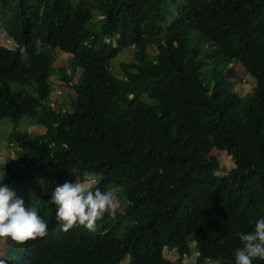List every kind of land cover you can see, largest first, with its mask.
Wrapping results in <instances>:
<instances>
[{
    "label": "trees",
    "instance_id": "16d2710c",
    "mask_svg": "<svg viewBox=\"0 0 264 264\" xmlns=\"http://www.w3.org/2000/svg\"><path fill=\"white\" fill-rule=\"evenodd\" d=\"M1 28L15 46L0 44V118L32 117L45 130L11 132L24 167L6 163L0 182L37 209L47 234L13 241L23 256L0 260L176 264L164 248L178 262L194 242L196 264H233L238 233L264 216V0H0ZM127 47L133 58L114 75L110 61ZM56 49L70 55V74L57 69L75 91L70 111L49 104ZM216 57L254 78L250 97L218 81L215 68L216 82L205 83L202 68ZM11 81L34 89L13 91ZM216 140L234 162L223 174L210 156ZM86 176L90 190L116 186L125 208L106 211L97 234L61 231L39 179Z\"/></svg>",
    "mask_w": 264,
    "mask_h": 264
},
{
    "label": "rangeland",
    "instance_id": "374dc122",
    "mask_svg": "<svg viewBox=\"0 0 264 264\" xmlns=\"http://www.w3.org/2000/svg\"><path fill=\"white\" fill-rule=\"evenodd\" d=\"M90 3H95L96 0H88ZM72 4H75L78 2V0H70ZM91 11L95 14L96 10L91 9ZM102 16L98 13L95 15L92 22L89 23V27L96 29L99 26V19H101ZM98 24V25H97ZM4 30L0 29V43L4 44L8 47H14L15 43L12 40L6 39L4 35ZM192 37H195V33H191ZM105 40H107L105 38ZM48 47L47 50L48 51ZM55 54V61H54V70L55 72L50 75L51 78V92L49 96L50 100V106L55 111H65V110H71V103L73 100V97L75 96V91L73 88H71L70 84H63L61 80L57 78V69L58 68H64L67 72V74H70L69 67H68V59L70 55L66 52H62L60 50H54ZM134 50L132 48H123L121 49L118 54L110 61V70L114 75H120L121 74V68L120 64L124 61H129L133 58ZM22 58L24 60H28V55L25 51H22ZM204 59V58H203ZM209 63H206L202 68V73L204 76L205 83L211 87L216 80L212 78V71L215 68L216 70H219L218 74V81L222 82L223 84H231L233 90L241 97L248 95V97L251 96L253 92V87L255 85V80L252 76L247 74L243 67L237 63L233 62L230 64H223V59L216 57L214 61H211V59L206 60ZM211 61V62H210ZM233 69V75L229 76L224 73V69ZM81 73V69L76 70L75 77L73 78V83L76 80V77ZM10 89L15 91L19 88L23 89H29L33 88L34 85L32 84L31 87H28L27 84L20 85L19 83L15 81H11ZM145 102L147 103H153L155 102L154 99L149 98L147 95H144L141 97ZM13 130L16 131H27L31 133V135H36L37 133H43L45 130L44 126L34 124L32 117H22L20 120L13 121L9 118H0V175H2L5 171L6 163H11L14 165L17 169L21 170L23 169L24 165L20 161L19 156H17L18 146L15 142L14 137L11 135V132ZM54 149L59 150L61 147H54ZM210 156H213L217 159L219 164V170L216 171L218 174H223L227 171H229L233 166L234 162L230 155H228L225 151L221 150L219 148L218 140L214 141L212 151L210 153ZM39 183L42 186V190L45 191V193H51L52 189L54 188V184L47 178H41L39 179ZM94 183V178L90 179L89 187ZM112 191V192H111ZM116 198L118 207L115 211H123L126 205V201L123 198V196L118 193V188L114 186L113 184L110 186V190L108 191ZM103 222L98 220L96 222V230L93 232H89L85 230L82 226H77V228L83 232H88L92 234H97L101 232ZM190 252L189 254H186L182 257L181 260L177 262L178 254L175 250H168L167 248H164L163 253L164 256L173 261L176 264H196L195 263V257L197 255V250L194 245V242L189 243ZM23 246H21L18 243H14L12 240H10L7 237H0V257L9 255L14 260H18L23 256ZM9 253V254H7ZM128 258L126 257L123 259L120 264H127ZM203 264H213L212 261L206 260Z\"/></svg>",
    "mask_w": 264,
    "mask_h": 264
},
{
    "label": "clouds",
    "instance_id": "9594fccd",
    "mask_svg": "<svg viewBox=\"0 0 264 264\" xmlns=\"http://www.w3.org/2000/svg\"><path fill=\"white\" fill-rule=\"evenodd\" d=\"M89 182L90 177L86 176L82 181H64L52 189L48 202L55 207V219L61 231L82 226L93 232L106 211L112 215L117 209L113 194L98 188L90 190ZM46 234L47 223L37 209L26 206L14 189L0 182V237L23 242ZM238 239L240 246L233 253V264H252L254 259L264 261V216L255 220L252 231L238 233ZM0 264L5 262L0 260Z\"/></svg>",
    "mask_w": 264,
    "mask_h": 264
}]
</instances>
